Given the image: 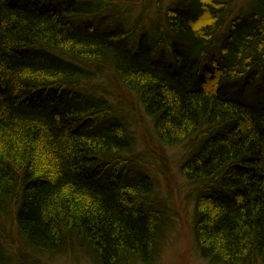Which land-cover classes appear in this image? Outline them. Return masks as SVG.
I'll use <instances>...</instances> for the list:
<instances>
[{
    "label": "trees",
    "instance_id": "trees-1",
    "mask_svg": "<svg viewBox=\"0 0 264 264\" xmlns=\"http://www.w3.org/2000/svg\"><path fill=\"white\" fill-rule=\"evenodd\" d=\"M231 1L176 0L151 36L129 23V1L0 0V264L10 220L39 255L80 252L95 264L159 255L166 219L154 181L91 86L108 70L159 142L187 145L181 172L205 260L264 264V106L238 94L264 78V0L220 38ZM159 45L169 63L151 58ZM238 79L241 89L224 90Z\"/></svg>",
    "mask_w": 264,
    "mask_h": 264
},
{
    "label": "rangeland",
    "instance_id": "rangeland-1",
    "mask_svg": "<svg viewBox=\"0 0 264 264\" xmlns=\"http://www.w3.org/2000/svg\"><path fill=\"white\" fill-rule=\"evenodd\" d=\"M129 1V10L125 12L129 23L135 25L140 21L139 26L145 28L147 33L150 25L169 9L177 6L176 0H122ZM255 0H232L229 5V18L225 21L224 27L220 33H225L229 22L240 16L241 13L248 14L250 5ZM78 6L80 10H85V3L80 2ZM125 7L120 4L118 11ZM116 15V14H114ZM122 19H116L120 22ZM85 22H91L88 19ZM102 24L99 20V25ZM148 29V30H147ZM223 36V35H222ZM149 39V35L147 34ZM219 38V37H217ZM153 47V46H152ZM163 46L159 45L156 53L152 55V59L157 62L168 59L164 56ZM218 46L212 48L211 54L219 57ZM166 54V53H165ZM169 63V60L166 62ZM103 81L100 80L92 83L96 86L95 93L105 97L109 102L107 105L112 107L118 116L121 117L125 130L130 138V145L133 149V155L129 156L130 160L137 158L140 160L150 177L154 181L155 193L157 198L155 201L160 203L159 210L166 219L165 234L159 241V255L150 264H211L203 260L199 254L193 237L194 210L189 193L191 188L181 172V166L184 158L188 153L187 145L167 146L156 139L153 132L150 119L145 115L137 96L124 89L115 79V75L111 71L104 73ZM260 86L256 91L242 90L238 94L250 100L254 108L264 106V78H261ZM259 82L255 83L257 87ZM243 84L241 79L236 80L231 85L225 86L224 90L232 85L239 87ZM241 89V88H240ZM232 95H237L232 93ZM247 100V101H248ZM248 101V102H250ZM113 115L112 113H110ZM116 118V117H115ZM118 118V117H117ZM116 118V119H117ZM115 120V119H114ZM5 231L8 236L15 233L13 220L6 222ZM15 237V236H13ZM4 238L9 239L4 234ZM10 245L7 251L9 264H95L86 255L77 252L70 255L44 256L36 255L30 252L20 243L7 240Z\"/></svg>",
    "mask_w": 264,
    "mask_h": 264
},
{
    "label": "bare ground",
    "instance_id": "bare-ground-1",
    "mask_svg": "<svg viewBox=\"0 0 264 264\" xmlns=\"http://www.w3.org/2000/svg\"><path fill=\"white\" fill-rule=\"evenodd\" d=\"M152 198L153 199H155V198H157V196H156V193H155V187H153V191H152ZM164 232H165V230H164ZM7 233H9V232H7V231H4V234H5V236H7L9 239H7V240H10V241H13V242H15V243H20V245H22V246H24V248H26L27 250H29L30 252H32V253H35L36 255H39L37 252H35L34 250L32 251L31 249H29L28 247H26L24 244H23V242L24 243H26L25 242V240H24V238L21 236V235H19L17 232H15L16 234H14L13 236H15V237H13L11 234L8 236V234ZM3 234V235H4ZM197 250H198V254H199V256L203 259V260H205V258L202 256V254H201V252H200V250L197 248ZM205 261H207V262H209V263H211V264H217V263H213V262H211V261H209V260H205Z\"/></svg>",
    "mask_w": 264,
    "mask_h": 264
}]
</instances>
